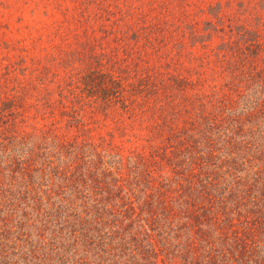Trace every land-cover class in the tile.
Here are the masks:
<instances>
[{
    "label": "trees",
    "instance_id": "1",
    "mask_svg": "<svg viewBox=\"0 0 264 264\" xmlns=\"http://www.w3.org/2000/svg\"><path fill=\"white\" fill-rule=\"evenodd\" d=\"M209 13L220 20L215 6ZM237 35L240 54H227L235 52L229 42L222 41L218 48L223 52L216 56L225 64L228 57L227 63L236 55L231 73L261 95L248 102L241 92L239 100L226 93L215 97L205 92L194 98L187 91L197 83L176 69L140 78L137 84H127L122 75L102 71L91 70L77 77L76 86L86 94L100 93L98 97L105 105H119L130 116L148 109L161 110L144 125L146 129L156 128L161 143L152 146L149 155H132L138 161L128 174L107 162L94 169L83 165V171L78 165L76 174L68 175L70 169L58 172L60 181L68 179L69 184L65 185L67 191L61 190L67 196L57 193L62 203H50L59 234H66L59 240L55 235L50 237L66 250L56 251L57 261L178 264L176 258L182 257L184 264H264V37L241 30ZM175 46L176 52L181 51L178 43ZM179 96L183 102L178 101ZM16 110L10 99L0 105V250L9 248L12 240L15 246L11 247L19 246L15 238L23 225L14 217L22 206L16 199L43 194L44 185L52 196L54 187H61L52 175L54 151L39 154V146L23 140L16 121L9 119ZM36 162L48 165L38 168ZM29 199L35 202L33 206L39 205V199ZM138 207L141 212L136 214ZM44 210L46 226L38 230L50 232L47 224L53 225L48 217L51 210L47 206ZM134 223L141 230L127 235ZM148 229L157 232L156 244L162 248L157 249L153 239L144 246L139 236L148 234ZM36 236L45 241L44 234ZM72 241L78 249L74 250ZM124 244L131 245L134 261L120 257ZM215 249L222 259L212 253ZM35 252L36 248L32 249L30 256L41 264L51 261L45 253L36 257Z\"/></svg>",
    "mask_w": 264,
    "mask_h": 264
},
{
    "label": "rangeland",
    "instance_id": "2",
    "mask_svg": "<svg viewBox=\"0 0 264 264\" xmlns=\"http://www.w3.org/2000/svg\"><path fill=\"white\" fill-rule=\"evenodd\" d=\"M211 6L219 10V21L209 13ZM239 30L264 37V0H0V105L9 99L15 104L16 114L9 119L16 121L23 140L39 146V154L54 151L52 175L61 186L54 187L52 196L44 185L43 194L16 199L22 206L14 217L23 225L15 238L19 246L11 247L15 246L12 240L9 248L3 247L0 264H41L30 256L35 248L36 257L45 253L51 260L44 264H72L57 261L56 251L66 250L60 241L50 238L66 236L59 234L50 204L62 203L57 193L65 196L61 190L67 191L65 185L69 184L68 179L60 181L58 172L70 169L68 175L76 174L78 165L83 171V165L94 169L107 162L128 174L138 161L132 155H149L152 146L161 143L156 128L154 131L149 124V129L144 128L161 110L148 109L130 116L119 105H105L98 97L102 94H86L76 86L77 77L91 70L102 71L122 75L127 84H137L140 78L176 69L197 83L187 91L194 98L205 92L215 97L226 93L239 100L241 92L248 102L261 95L231 73L236 55L229 63L228 57L225 64L216 56L223 52L218 48L222 41L234 46L228 47L235 53L227 54H240L236 47ZM176 43L181 46L179 52ZM175 53L179 55L172 56ZM178 101L183 102L181 96ZM90 152L92 156H88ZM46 165L36 162L38 168ZM30 196L39 199V205L33 206ZM45 206L53 220V225L47 224L50 232L38 230L46 226ZM139 212L138 207L136 214ZM140 230L134 223L126 234ZM37 233L45 235L44 242ZM147 233L139 236L144 246L152 239L156 244L157 232L148 229ZM74 247L79 245L74 243ZM129 249L131 245H121L120 257L134 261ZM212 253L222 259L218 250ZM71 257L75 258L73 252ZM176 259L184 264V258ZM167 261L170 263L169 258Z\"/></svg>",
    "mask_w": 264,
    "mask_h": 264
}]
</instances>
